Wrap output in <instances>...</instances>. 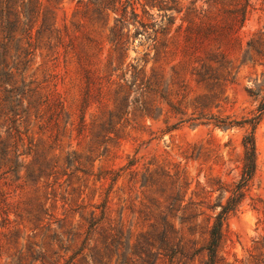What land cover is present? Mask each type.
<instances>
[{"label": "rangeland", "instance_id": "1", "mask_svg": "<svg viewBox=\"0 0 264 264\" xmlns=\"http://www.w3.org/2000/svg\"><path fill=\"white\" fill-rule=\"evenodd\" d=\"M190 2L168 3L165 12L156 7L149 10L157 21L161 15L171 17V24L165 20L160 24L164 31L158 34L156 50L149 40H137L122 61L123 66L137 63L148 74L152 69L163 70L162 94L172 75L171 68L181 67L185 57L189 39L184 34L187 23L183 20ZM251 2L259 6V0ZM57 6L61 25L72 15L75 2L63 0ZM194 8L202 9V3H196ZM111 20L112 16L109 24ZM262 26L264 17L253 12L243 32ZM223 43L230 76L215 93L189 84L180 105L178 99L161 97L146 114L129 104L125 114L117 115L111 101L107 102L105 110L115 115L105 126L112 140L93 154L86 153L90 137L77 143L78 120L71 113L80 98H75L74 90L61 88L68 115L61 122L64 150L59 153L55 173L49 176L50 171H45L25 191L17 183L0 181V189L9 202H22L21 210L9 214L7 229L2 227L0 218V234L8 233L1 236L0 264H121L125 256H130L129 232L132 247L134 235L159 222V216H167L174 228L181 231L189 257L185 264H205L207 225L201 214L214 218L234 196L242 169V140L251 132L247 122L256 114L260 102V98L250 97L246 90L252 88L255 78L257 83L264 81V62L251 65L242 51L229 48L226 40ZM206 44L209 43L204 40L200 50ZM107 49L104 45V56ZM260 89L262 96L264 86ZM210 94L215 96L210 98ZM172 105L179 109H171ZM90 106L87 120L97 105L91 101ZM211 117L226 119L232 127H214ZM253 134L256 170L222 227L218 264H264V116ZM65 152L71 153V158H65ZM73 152L81 159L75 160ZM116 175L117 179L112 181ZM106 198L107 226L124 231L118 251L112 247L105 250L98 232L89 233L92 219L97 221L100 217V209L93 210L91 206L100 207ZM253 257L259 261L255 262ZM23 258L27 261L21 263Z\"/></svg>", "mask_w": 264, "mask_h": 264}, {"label": "trees", "instance_id": "2", "mask_svg": "<svg viewBox=\"0 0 264 264\" xmlns=\"http://www.w3.org/2000/svg\"><path fill=\"white\" fill-rule=\"evenodd\" d=\"M62 1L0 0V181L17 183L21 191L35 185L45 171L53 175L58 166L65 137L61 122L68 115L61 88L74 90L75 98H80L71 113L77 115V143L90 137L86 153L93 154L112 140L105 126L115 115L105 110L107 102L111 101L117 115L125 114L129 104L146 114L161 97L178 99L180 105L189 84L215 93L230 76L224 59L225 40L232 50L242 51L249 64L264 62V26L243 32L253 12L264 17V0H257L259 6L251 0H190L191 6L183 20L187 23L184 34L189 39L185 57L181 67L171 68L172 75L162 94L163 70L152 69L148 74L137 63L123 66L122 61L137 40H149L156 50L158 34L164 31L160 24L164 20L171 24V17L161 15L157 21L149 10L156 7L165 12L168 3L177 4L179 0H71L75 2L72 15L59 25L57 5ZM198 2L202 3V9L194 8ZM204 40L209 44L200 50ZM104 45L108 46L106 56ZM252 81V88L246 91L250 97L260 98V102L256 114L247 122L251 132L242 140L239 184L227 206L214 218L201 214L207 225L205 264H218L222 227L229 213L237 207L242 191L248 189L256 170L253 133L264 116V94L260 96L264 81L257 83L258 78ZM207 96L211 98L215 94ZM91 101L97 105L96 111L87 120ZM171 109L179 107L172 105ZM209 119L219 129L232 127V122L226 119ZM73 156L75 160L81 159L76 152ZM64 157L71 158V153L65 152ZM85 160H89L88 155ZM107 205L108 198L100 207L91 206L93 210L100 209V217L97 221L92 219L89 233L98 232L105 250L112 247L118 251L124 231L107 226ZM21 206V201L9 202L0 189V218L4 229L9 225V214L17 213ZM138 213L140 217L143 215L142 211ZM158 218L159 222L150 224L148 230L134 235L132 247L129 232L130 256H125L121 264H185L189 261L181 231L174 228L167 216ZM7 234H0V251L1 236ZM23 261L27 259L20 260ZM33 261L34 258L30 260Z\"/></svg>", "mask_w": 264, "mask_h": 264}]
</instances>
